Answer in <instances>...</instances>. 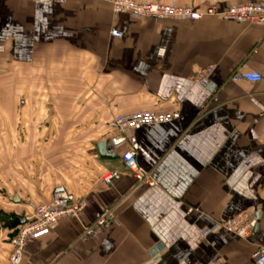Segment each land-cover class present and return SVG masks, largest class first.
Wrapping results in <instances>:
<instances>
[{
	"label": "crops",
	"instance_id": "obj_1",
	"mask_svg": "<svg viewBox=\"0 0 264 264\" xmlns=\"http://www.w3.org/2000/svg\"><path fill=\"white\" fill-rule=\"evenodd\" d=\"M135 1L216 15L155 20L115 14L102 0H0V264L14 232L4 224L48 204L56 185L86 206L28 238L20 264H253L264 246V25L220 16L264 0ZM246 72L261 80L232 81ZM142 110L177 117L134 133L137 163L156 183L134 189L96 144L113 117ZM108 171L121 176L105 185ZM112 205L109 227L80 239ZM257 213L246 239L204 234Z\"/></svg>",
	"mask_w": 264,
	"mask_h": 264
},
{
	"label": "built area",
	"instance_id": "obj_2",
	"mask_svg": "<svg viewBox=\"0 0 264 264\" xmlns=\"http://www.w3.org/2000/svg\"><path fill=\"white\" fill-rule=\"evenodd\" d=\"M35 2L64 3L66 0H33ZM109 2L115 14H129L141 19H186L191 22L200 20L204 15H216L213 8H207L200 12L191 6L162 5L158 3H138L135 0H102ZM225 20L240 23L264 25V4H240L229 7L220 15ZM109 35L119 39L122 35L116 29H111ZM212 67L200 71L198 83L204 87L208 86V75ZM261 80L258 73H242L232 78L233 82L246 81L257 83ZM177 117L176 113H158L142 110L131 114L117 115L110 121V136L106 140L108 154H116L123 169L131 175L135 181L134 189L141 186L153 187L156 183L149 172L141 168L136 160L138 143L135 132L142 127L168 124ZM117 171H108L102 174L101 182L105 185L111 184L120 178ZM86 202L83 198L76 197L63 185H56L51 191L48 204L39 206L32 214L24 217V224L17 226L15 233L8 239L11 245V253L8 264H20L23 250L28 238L39 239L48 235L64 218H75L85 208ZM117 206L112 205L95 216L93 222L83 231L80 239L86 240L94 237L101 230L107 229L114 221ZM255 215L239 214L225 223L215 225L212 229L204 231L214 232L224 229L246 239L251 236L256 226ZM1 240V232H0ZM253 264H264V246L258 247L253 254Z\"/></svg>",
	"mask_w": 264,
	"mask_h": 264
},
{
	"label": "water",
	"instance_id": "obj_3",
	"mask_svg": "<svg viewBox=\"0 0 264 264\" xmlns=\"http://www.w3.org/2000/svg\"><path fill=\"white\" fill-rule=\"evenodd\" d=\"M96 149H97V151L99 153V156L102 159H106V160H116V159H118V156L116 154H108L107 153L106 141H102V142L96 144ZM255 217H256V221L258 223L259 217H260L259 213H257ZM22 224H24V218L15 216V217L12 218V221H10L8 223H5L4 227H6V228H14V227L22 225ZM0 229H1V226H0Z\"/></svg>",
	"mask_w": 264,
	"mask_h": 264
},
{
	"label": "trees",
	"instance_id": "obj_4",
	"mask_svg": "<svg viewBox=\"0 0 264 264\" xmlns=\"http://www.w3.org/2000/svg\"><path fill=\"white\" fill-rule=\"evenodd\" d=\"M0 218H1V217H0ZM3 218H4V217H3ZM16 228H17V226L14 227V228H11V229H14V230H13L14 232L12 233V235L15 233V229H16ZM12 235H11V236H12ZM9 238H10V237H9Z\"/></svg>",
	"mask_w": 264,
	"mask_h": 264
}]
</instances>
